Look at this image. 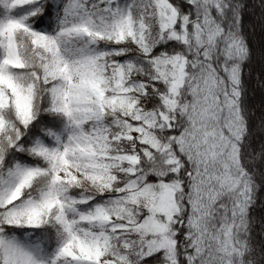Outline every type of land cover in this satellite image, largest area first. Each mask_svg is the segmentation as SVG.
Segmentation results:
<instances>
[{
    "label": "snow or ice",
    "instance_id": "1",
    "mask_svg": "<svg viewBox=\"0 0 264 264\" xmlns=\"http://www.w3.org/2000/svg\"><path fill=\"white\" fill-rule=\"evenodd\" d=\"M0 264H264V0H0Z\"/></svg>",
    "mask_w": 264,
    "mask_h": 264
}]
</instances>
